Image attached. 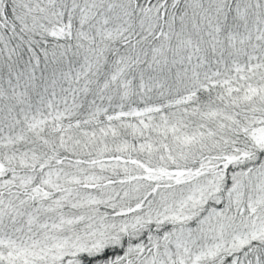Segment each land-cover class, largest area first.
<instances>
[{
	"label": "snow or ice",
	"instance_id": "obj_1",
	"mask_svg": "<svg viewBox=\"0 0 264 264\" xmlns=\"http://www.w3.org/2000/svg\"><path fill=\"white\" fill-rule=\"evenodd\" d=\"M0 264H264V0H0Z\"/></svg>",
	"mask_w": 264,
	"mask_h": 264
}]
</instances>
